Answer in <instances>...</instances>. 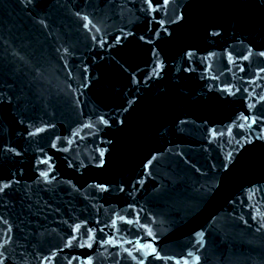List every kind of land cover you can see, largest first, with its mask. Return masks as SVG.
<instances>
[{"label": "water", "instance_id": "obj_1", "mask_svg": "<svg viewBox=\"0 0 264 264\" xmlns=\"http://www.w3.org/2000/svg\"><path fill=\"white\" fill-rule=\"evenodd\" d=\"M29 0H0V239L23 88Z\"/></svg>", "mask_w": 264, "mask_h": 264}]
</instances>
